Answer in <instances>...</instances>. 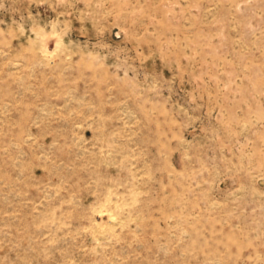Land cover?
Returning a JSON list of instances; mask_svg holds the SVG:
<instances>
[{
	"label": "rangeland",
	"instance_id": "rangeland-1",
	"mask_svg": "<svg viewBox=\"0 0 264 264\" xmlns=\"http://www.w3.org/2000/svg\"><path fill=\"white\" fill-rule=\"evenodd\" d=\"M0 264H264V0H0Z\"/></svg>",
	"mask_w": 264,
	"mask_h": 264
}]
</instances>
